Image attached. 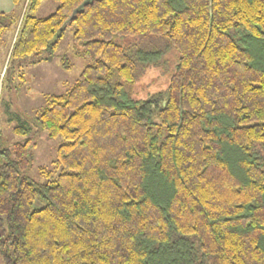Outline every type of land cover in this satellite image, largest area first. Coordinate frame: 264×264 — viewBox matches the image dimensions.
<instances>
[{
	"label": "trees",
	"instance_id": "1",
	"mask_svg": "<svg viewBox=\"0 0 264 264\" xmlns=\"http://www.w3.org/2000/svg\"><path fill=\"white\" fill-rule=\"evenodd\" d=\"M57 1L45 17L41 0L0 11V41L20 18L4 74L48 58L68 25L89 60L33 117L64 140L56 176H28L27 122L11 145L0 132L4 263L264 264V0H91L74 14L84 0ZM169 49L165 90L135 99Z\"/></svg>",
	"mask_w": 264,
	"mask_h": 264
},
{
	"label": "rangeland",
	"instance_id": "2",
	"mask_svg": "<svg viewBox=\"0 0 264 264\" xmlns=\"http://www.w3.org/2000/svg\"><path fill=\"white\" fill-rule=\"evenodd\" d=\"M57 5V0H41L32 14L36 17H45ZM23 11L24 8L21 10L20 17ZM19 23L20 18L17 27L7 31L0 41L1 145H11L26 136H31L34 143L31 146L33 162L27 174L37 182H44L49 181L58 173V169L53 168L52 161L56 158L58 145L64 140L60 136L47 137L46 133L41 131L34 123L33 117L45 105L47 95L62 94L70 89L83 67L89 63V60L77 54L80 45L73 40L74 25H68L55 51L49 55L47 53L43 54L47 55L48 58L30 63L32 56H28L26 59L16 61L14 64L11 63L8 74L6 72L4 74ZM124 41H135L146 47L152 44L159 47L164 45L162 41H158L151 36L142 38L129 36L125 37ZM163 59L166 61L164 66H147L139 73L131 87L132 96L135 99L144 100L157 97L165 90L169 75L174 68L175 53L169 49ZM20 72L23 73V79L19 77ZM23 122H27L28 134L26 136L15 134L13 128ZM41 167L49 171L48 176L40 173L39 169ZM41 205L39 201L34 203L35 207ZM0 264H5L1 255Z\"/></svg>",
	"mask_w": 264,
	"mask_h": 264
},
{
	"label": "crops",
	"instance_id": "3",
	"mask_svg": "<svg viewBox=\"0 0 264 264\" xmlns=\"http://www.w3.org/2000/svg\"><path fill=\"white\" fill-rule=\"evenodd\" d=\"M13 9L12 0H0V11H10Z\"/></svg>",
	"mask_w": 264,
	"mask_h": 264
},
{
	"label": "water",
	"instance_id": "4",
	"mask_svg": "<svg viewBox=\"0 0 264 264\" xmlns=\"http://www.w3.org/2000/svg\"><path fill=\"white\" fill-rule=\"evenodd\" d=\"M91 0H84L79 6H77L74 10H73V12H72V14H74L76 11H78L80 8H82L83 6H84V4H86L87 2H90Z\"/></svg>",
	"mask_w": 264,
	"mask_h": 264
}]
</instances>
